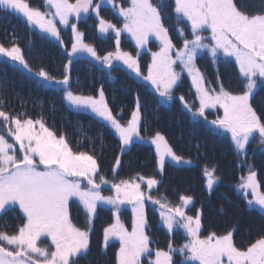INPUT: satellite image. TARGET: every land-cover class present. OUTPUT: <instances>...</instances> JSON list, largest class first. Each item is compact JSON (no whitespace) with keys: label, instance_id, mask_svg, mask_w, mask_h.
<instances>
[{"label":"rangeland","instance_id":"obj_1","mask_svg":"<svg viewBox=\"0 0 264 264\" xmlns=\"http://www.w3.org/2000/svg\"><path fill=\"white\" fill-rule=\"evenodd\" d=\"M1 1L69 49L68 64L103 63L83 80L89 90L103 80L107 90L114 75L106 79L103 69L115 65L143 81L156 120L142 136L137 109L115 114L99 99L63 91L60 69L42 70L50 77L42 79L46 51L34 34L11 39L20 46L0 45L2 64L28 71L30 63L40 91L63 84L66 107L104 126L90 135L120 146L97 163L88 143L70 136L74 150L41 121L24 122L0 106V264H134L129 240L146 235L139 218L147 207L164 231L188 245L201 236L196 248L228 251L223 258L233 264L243 249L264 247V0ZM134 138L142 149L136 157ZM117 234L131 235L109 243Z\"/></svg>","mask_w":264,"mask_h":264},{"label":"flooded vegetation","instance_id":"obj_2","mask_svg":"<svg viewBox=\"0 0 264 264\" xmlns=\"http://www.w3.org/2000/svg\"><path fill=\"white\" fill-rule=\"evenodd\" d=\"M3 14V15H2ZM0 18L5 19L4 27H0V45L4 46H11L16 44L17 42L11 41V39L16 40L18 36H20V39H24L27 36H32L34 34V37H37V40L40 41V43L44 46L48 45L50 49L52 50V55L55 56L54 62H50L48 65V68L50 71H52V68H57V70H62L61 72H66V70H69L67 73L71 75L79 74L81 72V69H76L77 61H72L71 64H68L69 62V55L65 52H62V49L64 47H60V43H57L56 41L49 42L48 40L44 39L42 37V34L37 30H30L27 27L26 22L23 20V16L21 14H18L14 10H4L0 7ZM20 23H23L26 26V32L23 31V27L20 25ZM0 25H3V22L0 21ZM27 28L30 30L29 35H27ZM156 30V31H155ZM152 32L155 33V35L161 36L157 31H161L162 34L164 33V30L162 27L157 26ZM111 39L114 37L112 35H109ZM108 39V37H104ZM166 37L162 36L161 40H165ZM158 39L153 36H149V44L156 45ZM166 41V40H165ZM18 46H20V43H17ZM28 44V42H27ZM27 44L23 45L26 46ZM50 50V51H51ZM68 50V49H67ZM40 60H42L40 58ZM71 62V61H70ZM136 64V63H135ZM134 65V64H133ZM148 66V64H147ZM8 70L14 74V70L9 68V64L6 63V65L2 64L0 62V75L2 73H5V70ZM45 70L43 68V65L38 66L39 74L42 77V70ZM116 71V77L119 78L123 76L124 71L121 68H115ZM132 91L134 95L135 102L138 100V97H141V99H144V93L142 90H138V87L134 84H131ZM128 87V85H127ZM3 91V90H2ZM3 94L5 95V91H3ZM147 101L144 100V104L142 105L143 109L145 107V103ZM122 201L121 195H119V199L116 198L115 200ZM128 203V202H127ZM121 204V202H119ZM56 208H59V206H55ZM106 210V207H102ZM125 210V213H132L134 210ZM147 213L146 216L142 217L144 212H142L141 218H139L142 221L143 229L146 231L145 234H141V238L139 240H132L130 239V244L132 243V250L128 252L130 256H128L129 260L132 261L134 264H142V261H145L144 264H163V261H165V264H233L232 261L226 260L223 257H229L230 252L226 251L227 253L224 254V251L222 250H215V251H208L207 244H205L206 250L204 251L202 248H196L195 242L197 240L202 241V237L195 239L194 244H187L188 240L184 239L182 235L176 236L172 235L169 232L164 231V227H166V224L163 222H160L159 224L156 223V216L155 211L153 208L147 207ZM123 211V210H122ZM46 217L44 218V220ZM43 221V220H42ZM162 221V219H161ZM45 222V221H44ZM102 224V221L100 222ZM104 224V222H103ZM182 229V228H181ZM51 233V232H50ZM196 233V232H195ZM195 233H192L191 235H195ZM131 235V234H130ZM130 235H123V234H117L116 239L114 241H110L109 243L117 244L119 243H125L126 239L125 236ZM184 236V235H183ZM109 240H111L110 237H108ZM184 239V243H182V240ZM64 241H67V243L70 241V237L67 236L64 238ZM259 241L262 242V239ZM130 246V245H129ZM63 247L67 246L63 244ZM91 250V244L89 241L88 248L86 251L88 255ZM146 251L145 254H143V258H140V251ZM245 252L242 255V258L239 260L238 264H264V247L263 246H253L252 248L243 249ZM237 254V252H235ZM234 253V254H235ZM231 255V254H230ZM237 256V255H236ZM119 257H120V251H119ZM166 257L168 259H166ZM158 258V261H157ZM126 264H129L127 262Z\"/></svg>","mask_w":264,"mask_h":264},{"label":"trees","instance_id":"obj_3","mask_svg":"<svg viewBox=\"0 0 264 264\" xmlns=\"http://www.w3.org/2000/svg\"><path fill=\"white\" fill-rule=\"evenodd\" d=\"M0 21L3 22V25H0V27H4L5 19L0 18ZM20 25L24 28L26 27L23 23H20ZM26 32V31H25ZM50 47L48 45L45 46V58L43 67L45 68L46 72H49L48 65L52 61L54 62L55 56L52 55V50L50 51ZM2 72V70H0ZM14 75L9 71L8 74L2 73L3 79L0 78V106L4 110L5 113H10L12 115L17 116L18 118L23 119H30V120H39L44 125L51 130L55 135L62 138L63 140L69 142V145L72 147V149L75 150V147L71 143V137L74 136L76 140H80L81 143L86 145L89 149L88 155L95 158L98 163V156L101 155L105 158H108L109 154L114 151L118 152L120 146L118 142H111L106 139V136H95L90 135V130H101L104 128L100 122L94 120V118L89 117V122H84L81 118H78V115L73 113L69 108L66 107L62 94L57 96L55 90H50V92L44 90L40 91L36 88L38 87L37 84H35V81L30 79V76L23 74L22 72L14 70ZM92 75V72L88 71L87 75L85 72L83 74L78 75H71V87L75 89V85L79 88L77 89L78 93H83L85 91H91L89 90L91 83H88V86H85L83 84V80L88 79L90 80L89 75ZM10 76L9 78L5 79L7 76ZM53 75H56V72L53 71ZM59 75H64L63 72H60ZM96 74L94 75V77ZM96 85V84H95ZM84 86L85 88H83ZM36 87V88H35ZM121 90H124L121 97H125L129 101V106L132 107L135 104V99L133 95V91L129 90L130 87L122 85L119 86ZM43 88V87H42ZM41 88V90H42ZM95 88V87H94ZM117 89L118 86H117ZM5 91V95L3 94V91ZM109 88L107 89V95L109 96V104L116 108L120 106V100L124 99L121 97L112 96L109 94ZM153 103H146L145 107L141 109L142 113V136L146 135L148 131H150V127L153 122L156 120L154 119V112H153ZM156 110V109H155ZM56 111V113H55ZM9 114V115H10ZM144 122V123H143ZM161 122L157 125H154V129L157 131L158 126H160ZM161 127V126H160ZM163 128H161L162 130ZM108 134V132H106ZM109 135V134H108ZM138 134H135L136 136ZM68 138V139H67ZM145 138V137H144ZM136 139L134 138L130 145H134L133 151L135 154L134 156L139 154L141 152V144L139 142H135ZM98 158V159H97ZM124 159V158H123ZM134 164L138 165V174H142L146 171V168L139 167V159L133 158ZM144 166V165H143ZM102 174L96 175V180L101 179Z\"/></svg>","mask_w":264,"mask_h":264},{"label":"water","instance_id":"obj_4","mask_svg":"<svg viewBox=\"0 0 264 264\" xmlns=\"http://www.w3.org/2000/svg\"><path fill=\"white\" fill-rule=\"evenodd\" d=\"M82 8H83V7H82ZM82 8L80 9V11H79L78 13H81V12H83V11H82ZM79 16H82V15H81V14H79Z\"/></svg>","mask_w":264,"mask_h":264}]
</instances>
